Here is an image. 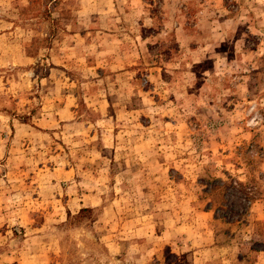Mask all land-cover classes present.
Segmentation results:
<instances>
[{
    "label": "rangeland",
    "instance_id": "obj_1",
    "mask_svg": "<svg viewBox=\"0 0 264 264\" xmlns=\"http://www.w3.org/2000/svg\"><path fill=\"white\" fill-rule=\"evenodd\" d=\"M0 264H264V0H0Z\"/></svg>",
    "mask_w": 264,
    "mask_h": 264
},
{
    "label": "crops",
    "instance_id": "obj_2",
    "mask_svg": "<svg viewBox=\"0 0 264 264\" xmlns=\"http://www.w3.org/2000/svg\"><path fill=\"white\" fill-rule=\"evenodd\" d=\"M239 10H240V12H241V11H244V8H240ZM246 20H247V19H246Z\"/></svg>",
    "mask_w": 264,
    "mask_h": 264
}]
</instances>
